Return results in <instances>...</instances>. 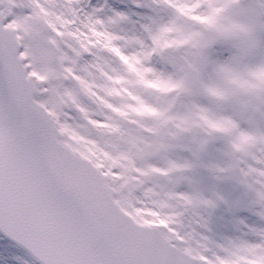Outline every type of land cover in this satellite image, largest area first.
<instances>
[{
  "label": "snow or ice",
  "instance_id": "6c2138e0",
  "mask_svg": "<svg viewBox=\"0 0 264 264\" xmlns=\"http://www.w3.org/2000/svg\"><path fill=\"white\" fill-rule=\"evenodd\" d=\"M0 264H264V0H0Z\"/></svg>",
  "mask_w": 264,
  "mask_h": 264
}]
</instances>
